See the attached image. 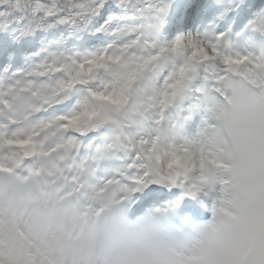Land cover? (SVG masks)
<instances>
[{
	"label": "snow or ice",
	"instance_id": "6c2138e0",
	"mask_svg": "<svg viewBox=\"0 0 264 264\" xmlns=\"http://www.w3.org/2000/svg\"><path fill=\"white\" fill-rule=\"evenodd\" d=\"M188 7L178 0H0V32L6 37L0 38V55L14 33L17 41L37 32L67 33L52 41L39 62L0 80V95L16 91L21 77H29L20 89L27 91L34 78L59 75L52 100L83 87L116 113L137 101L125 115L124 195H113L94 216L85 214L75 235L66 237L59 228L43 236L20 232L27 245L23 254L10 239L15 219L0 217V264H51L53 247L57 264H73L79 242L105 231L117 247L131 249L132 264H264V51L236 50L215 26L203 33L182 31ZM251 27L264 37V14ZM85 32L106 37L105 46L78 40ZM138 49L148 54L138 55ZM147 72L152 76L144 80ZM194 106L201 112L196 135L166 139L168 113L183 116ZM22 143L27 142L7 140L0 151ZM129 215L136 223L175 217L189 232L182 243L159 248L120 231Z\"/></svg>",
	"mask_w": 264,
	"mask_h": 264
},
{
	"label": "clouds",
	"instance_id": "9594fccd",
	"mask_svg": "<svg viewBox=\"0 0 264 264\" xmlns=\"http://www.w3.org/2000/svg\"><path fill=\"white\" fill-rule=\"evenodd\" d=\"M137 54L148 53L138 49ZM151 76L150 72L145 73L144 80ZM8 79L5 76L0 80ZM60 79L62 76L58 75L47 82L35 80L30 89L21 91L29 80L27 76L21 77L16 91L5 90L0 95V144L7 140L27 142L15 148L5 146L0 151V163L5 169L0 171V178H9L14 185L11 193L0 188V217L15 219L10 239L20 254L27 250L20 232L27 237L43 236L59 228L66 237L75 235L81 218L85 214L94 216L113 195L123 196L121 188L127 182L126 159L103 179L97 177V172L119 159L120 153L129 155L124 148L125 134L129 131L124 126L125 115L136 107V98L121 113L113 111L107 102L92 98L83 87H76L52 100L53 87ZM143 83L142 80L138 86ZM151 94L159 99L156 90ZM67 100H73V107L66 115L74 119L53 120L39 116L53 104ZM92 133L96 135L86 142L85 138ZM29 183L39 185V192H24L23 187ZM162 220L136 223V217L129 215L128 223L120 225V231H131L159 248L182 243L189 227L183 225L177 229L172 226L175 220ZM78 247L73 264H132L127 259L131 249L117 247L108 231L93 241H80ZM49 254L51 264H57L56 248L53 247Z\"/></svg>",
	"mask_w": 264,
	"mask_h": 264
},
{
	"label": "trees",
	"instance_id": "16d2710c",
	"mask_svg": "<svg viewBox=\"0 0 264 264\" xmlns=\"http://www.w3.org/2000/svg\"><path fill=\"white\" fill-rule=\"evenodd\" d=\"M191 0H178V3L180 4H188L190 3ZM215 1L216 0H211V3L213 4V6H215ZM196 10H198V7H196ZM186 13H187V18L182 26V31H185V32H193L192 29H193V25L194 23H191L189 22V16L190 14L192 13V9H189L186 8L185 9ZM196 13V11H195ZM63 33L64 36H67V33H64V30L63 29H56L54 30L53 32H37L34 36H31V37H26V38H21L19 41H22L24 42L26 45L29 46L30 49H28L29 51V55H27L29 58H30V54H33L35 53V49H36V55L38 54L39 55V59L46 53L44 52L45 49H42L41 46H46L47 43H50L52 44V41L53 40H60L61 39V36L60 34ZM17 34H13L12 37H11V47L19 42L15 39V36ZM162 35L164 37H166L167 39H171L172 38V35L168 34V33H162ZM0 38H6L5 37V34L0 32ZM77 39H95L99 42V46L100 47H103L105 46V43H106V40L107 38L106 37H92V38H89L88 35H87V32L85 33H82L79 37H77ZM81 51H84L85 49H79ZM88 50H91V49H88ZM34 55V54H33ZM32 55V57H33ZM32 61L35 63V58H31ZM38 62V61H36Z\"/></svg>",
	"mask_w": 264,
	"mask_h": 264
},
{
	"label": "rangeland",
	"instance_id": "374dc122",
	"mask_svg": "<svg viewBox=\"0 0 264 264\" xmlns=\"http://www.w3.org/2000/svg\"><path fill=\"white\" fill-rule=\"evenodd\" d=\"M239 2H240V0H237L236 1V3L235 4H233L232 6L233 7H235V5H238L239 4ZM245 3H246V1H244L243 2V5H245ZM238 7H240V5L238 6ZM237 7V9H235V10H237V12H239V10L241 9V7L240 8H238ZM234 9V8H233ZM242 9L244 10L245 9V6L244 7H242ZM240 13V12H239ZM246 18H248V17H246ZM232 20V19H231ZM209 28H206V30H208ZM205 30V31H206ZM49 47V46H48ZM50 48V47H49ZM26 53H27V51H26ZM24 68H26V67H24ZM19 71V70H18ZM5 78V76L2 78V79H4ZM198 84H199V82H198ZM72 102H73V100H72ZM65 103H68V100L67 101H65ZM54 110L56 111V112H58V110H61V109H59L58 108V106L56 105V107H54ZM60 112V111H59ZM70 112V111H69ZM68 111H66V112H64V113H62V115H64V114H67V113H69ZM59 115H61V114H59ZM52 117L51 118H53V117H55V116H57L55 113H53L52 115H51ZM178 115L176 114V112H175V114H173V117H177ZM199 126H200V123H199ZM199 131V127H198V129L196 130V132H194L193 133V135H191V138L190 139H192L195 135H196V133ZM172 132H173V130H172ZM172 132L168 135V137L167 138H170L171 137V135H172ZM92 134H94V133H92ZM166 138V139H167ZM185 139H189L188 137H186V138H182V137H180L179 136V138L177 139L178 141H180V140H185ZM126 159V156H125V154L124 153H120L119 154V159H117L119 162H120V164L117 166V167H119V166H121V164L123 163V161ZM113 170V169H112ZM112 170H110V171H112Z\"/></svg>",
	"mask_w": 264,
	"mask_h": 264
},
{
	"label": "bare ground",
	"instance_id": "6f19581e",
	"mask_svg": "<svg viewBox=\"0 0 264 264\" xmlns=\"http://www.w3.org/2000/svg\"><path fill=\"white\" fill-rule=\"evenodd\" d=\"M154 187H157V186H154ZM165 192H168V189H164Z\"/></svg>",
	"mask_w": 264,
	"mask_h": 264
}]
</instances>
